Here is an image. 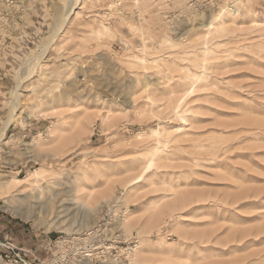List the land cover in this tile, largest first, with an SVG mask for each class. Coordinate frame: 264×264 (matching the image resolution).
Instances as JSON below:
<instances>
[{"label": "rangeland", "instance_id": "obj_1", "mask_svg": "<svg viewBox=\"0 0 264 264\" xmlns=\"http://www.w3.org/2000/svg\"><path fill=\"white\" fill-rule=\"evenodd\" d=\"M72 3L0 0V264H264V0Z\"/></svg>", "mask_w": 264, "mask_h": 264}, {"label": "bare ground", "instance_id": "obj_2", "mask_svg": "<svg viewBox=\"0 0 264 264\" xmlns=\"http://www.w3.org/2000/svg\"><path fill=\"white\" fill-rule=\"evenodd\" d=\"M79 2H80V0H73V3L70 5V7L68 6V8H67V10H66V12L64 14V17L63 18L61 17V18L64 19L65 17H68L69 13L72 12L73 6L79 5L80 4ZM221 17H222V14L219 11L211 10L209 15H208V17H207V20H205L202 23V27L205 28L208 32H210L212 30V28L214 27L215 23L218 20H220ZM56 31H58V30H56ZM57 34H58V32H57ZM53 41H54V39H53ZM50 46H51V43H50ZM46 47H47V45H46ZM42 54L45 55V52L43 51ZM31 63L34 66L36 62L32 61ZM32 65L28 66V69H26V71L23 70V72H22L23 75L22 76H23L24 79H27L31 75L30 74V70H31L30 68L33 67ZM24 75H26V77ZM19 87H20V84L15 88V91L13 92L15 101H16V99H18V97L20 95ZM100 98H102V97H100ZM130 103H132V102H130ZM18 106L19 105H17L16 102H15V106H14L13 110L16 111L18 109ZM11 120H12V118L7 122L5 128L0 132V140H2L4 138L5 130L8 127V124L11 122ZM34 143L35 142H33V144ZM27 178L29 179L28 180L29 181L28 184L31 186V188H30L31 190L30 191H32V192H30L28 190L29 192L27 194V197H20V198L23 201L27 200L28 197L34 198L35 200H34V202L33 201L30 202L24 208L23 212L25 214V217L27 216V218H28V216L29 217L30 216H34L38 221H43L44 217H45V212H48V211H50L52 209L53 203H56L55 201H57V203L60 201L59 205L57 206L56 214L61 216V215H65L69 211L70 207L67 204H65V201L63 199L59 198L64 193L62 194L60 191L57 190V187H55V186L58 185V184H56L54 186L55 188L53 187V185L50 183L49 179H47L46 175L44 174V170H42V168H37L35 171L32 172V175L28 176ZM58 183L62 184L60 182H58ZM12 188H13L12 181H10V180H2V181H0V189H5L7 191V193H10ZM66 192H68V191H65V194H66ZM44 198L46 199V201H44L45 200ZM61 201H63V202H61ZM136 248L137 247L132 248V251H129V253H131V260H130L131 264H136L137 260H135V259L138 258L137 253H135L136 252ZM100 264H121V262L118 259L116 260V259H112L111 258L110 260H108V262L107 261L106 262L105 261H101Z\"/></svg>", "mask_w": 264, "mask_h": 264}, {"label": "built area", "instance_id": "obj_3", "mask_svg": "<svg viewBox=\"0 0 264 264\" xmlns=\"http://www.w3.org/2000/svg\"><path fill=\"white\" fill-rule=\"evenodd\" d=\"M4 246H5L6 248L10 249L11 251H13L17 256H19V258H20L21 260L25 261V259H23V257H22L21 254H20V250L23 251V252H25V250L19 248L16 244H14V243L11 242V241H6V242L4 243ZM17 250H19V252H18ZM24 255H25V254H24ZM25 262H26V261H25Z\"/></svg>", "mask_w": 264, "mask_h": 264}, {"label": "crops", "instance_id": "obj_4", "mask_svg": "<svg viewBox=\"0 0 264 264\" xmlns=\"http://www.w3.org/2000/svg\"><path fill=\"white\" fill-rule=\"evenodd\" d=\"M19 244H24L25 245L24 247H29L31 248V250L36 247V243H34V239H30L29 235L27 234H26V237L24 238V241L19 242Z\"/></svg>", "mask_w": 264, "mask_h": 264}]
</instances>
